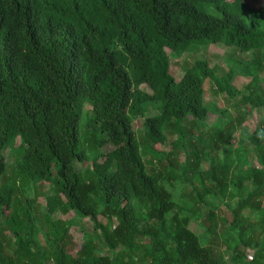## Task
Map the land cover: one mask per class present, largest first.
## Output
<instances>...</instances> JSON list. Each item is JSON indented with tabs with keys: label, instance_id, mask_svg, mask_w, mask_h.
<instances>
[{
	"label": "trees",
	"instance_id": "obj_1",
	"mask_svg": "<svg viewBox=\"0 0 264 264\" xmlns=\"http://www.w3.org/2000/svg\"><path fill=\"white\" fill-rule=\"evenodd\" d=\"M263 71L264 0H0V264H264Z\"/></svg>",
	"mask_w": 264,
	"mask_h": 264
},
{
	"label": "rangeland",
	"instance_id": "obj_2",
	"mask_svg": "<svg viewBox=\"0 0 264 264\" xmlns=\"http://www.w3.org/2000/svg\"><path fill=\"white\" fill-rule=\"evenodd\" d=\"M227 52H228V50H226V48L223 47V45H218V46L211 45L208 48L207 57L210 59L211 65H217L224 70H228V69H230L231 64H228V61L226 59ZM249 55L250 54H247L246 57ZM183 58H184V55L180 56L179 59L172 61V73L176 78L177 88H180L181 80L184 76V72L179 65V61L182 60ZM252 79H253V74L240 75V76L238 75L234 80V85L238 89L243 91ZM259 80L262 82L261 85L264 87V71L262 73H259ZM208 93H210V92H208ZM207 98L210 99V96L207 95ZM217 102H218L219 106L222 108L228 107L227 103L225 102V99L223 97H220ZM148 115L149 116L157 115V112L149 110ZM215 120H217V115L211 114L209 117V123H213ZM262 120L264 121V111H261L259 108H256V110H254L251 113L250 118H248V121L246 122V124L244 126L248 129V131L254 132ZM142 128H143V122L142 121H136L134 123V129L137 132L143 131ZM18 143H19V140H18ZM112 148L113 147H109L108 149L106 148V151L108 152V151L112 150ZM8 153H9V150L6 152V154H8ZM253 163L257 164L258 162L253 161ZM9 170H10L9 174H12L13 173L12 168H9ZM203 170H206V166H203ZM45 190H46V192H49L51 190V184L48 181L45 182ZM40 201L45 202V199L43 196L40 197ZM179 202L181 203L180 199H179ZM263 205H264V203H263ZM62 217L65 219H68L69 221L76 223V224H79L82 220L81 216L77 215L73 211H70L68 214L63 215ZM182 217H187V216L183 215ZM257 218H258V216H257ZM257 218H254V219L257 221L258 220ZM189 224H190V227L192 230H194L195 232H197L199 234L202 233V227L198 224L197 221H192V222L190 221ZM101 247L103 248V251H105V249L102 245H101ZM77 248H80V245H78ZM252 255L253 254L251 251H246V256H248V258H251Z\"/></svg>",
	"mask_w": 264,
	"mask_h": 264
}]
</instances>
